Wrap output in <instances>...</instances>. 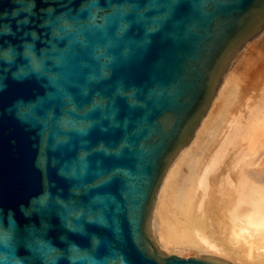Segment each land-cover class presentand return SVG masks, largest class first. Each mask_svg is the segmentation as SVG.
<instances>
[{
  "label": "water",
  "instance_id": "obj_1",
  "mask_svg": "<svg viewBox=\"0 0 264 264\" xmlns=\"http://www.w3.org/2000/svg\"><path fill=\"white\" fill-rule=\"evenodd\" d=\"M263 26L264 0H0V264H231L147 220Z\"/></svg>",
  "mask_w": 264,
  "mask_h": 264
},
{
  "label": "bare ground",
  "instance_id": "obj_2",
  "mask_svg": "<svg viewBox=\"0 0 264 264\" xmlns=\"http://www.w3.org/2000/svg\"><path fill=\"white\" fill-rule=\"evenodd\" d=\"M242 80L223 82L160 178L147 230L163 251L264 264V184L246 158L256 143L264 147V80L250 87Z\"/></svg>",
  "mask_w": 264,
  "mask_h": 264
},
{
  "label": "rangeland",
  "instance_id": "obj_3",
  "mask_svg": "<svg viewBox=\"0 0 264 264\" xmlns=\"http://www.w3.org/2000/svg\"><path fill=\"white\" fill-rule=\"evenodd\" d=\"M241 76V83L244 86L250 87L251 85H255L256 83L260 85L264 80V26L262 31L254 35L253 41L247 40L244 44L243 48H238L232 53L231 59L227 62L225 69L220 73L218 77V81L216 82L214 93H212V97L210 99V107L213 106L214 101H216V95L218 93L219 88L221 87L223 82H225L228 77L233 76ZM243 76V77H242ZM246 81V82H244ZM210 107H208L210 109ZM206 109L205 114L209 109ZM201 116L200 121L204 115ZM200 123V122H199ZM199 125V124H198ZM198 127V126H197ZM196 127V128H197ZM196 130V129H195ZM186 145V144H185ZM264 149L263 146H258L257 143L251 154H246L247 165L251 170V174L253 178L259 182L264 184V172H255L258 168L264 171ZM180 151V150H179ZM178 151V152H179ZM153 238L154 236L150 234ZM166 252V251H165ZM171 253V252H169ZM199 254L195 251H191L188 253H183V255H196ZM211 256V255H209ZM216 257V256H211Z\"/></svg>",
  "mask_w": 264,
  "mask_h": 264
}]
</instances>
